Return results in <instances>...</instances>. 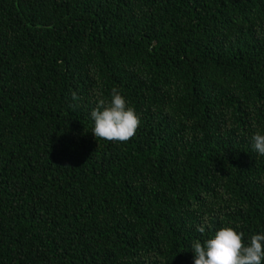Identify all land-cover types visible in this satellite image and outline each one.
<instances>
[{
    "label": "trees",
    "instance_id": "1",
    "mask_svg": "<svg viewBox=\"0 0 264 264\" xmlns=\"http://www.w3.org/2000/svg\"><path fill=\"white\" fill-rule=\"evenodd\" d=\"M114 88L128 142L92 133ZM256 133L264 0H0V264H194L225 227L248 246Z\"/></svg>",
    "mask_w": 264,
    "mask_h": 264
},
{
    "label": "clouds",
    "instance_id": "2",
    "mask_svg": "<svg viewBox=\"0 0 264 264\" xmlns=\"http://www.w3.org/2000/svg\"><path fill=\"white\" fill-rule=\"evenodd\" d=\"M73 101L80 97L72 92ZM94 121L93 135L95 138L109 142H128L136 134L140 119L135 110L127 106L125 98L118 89L112 90L110 101L100 98L90 113ZM253 149L264 156V135L256 133L252 137ZM207 217L204 218L207 224ZM198 232L204 233L205 227L200 226ZM243 233L231 227L221 228L214 238L199 241L192 245L194 264H262L264 261V235L256 234L250 239L248 246L242 241Z\"/></svg>",
    "mask_w": 264,
    "mask_h": 264
}]
</instances>
